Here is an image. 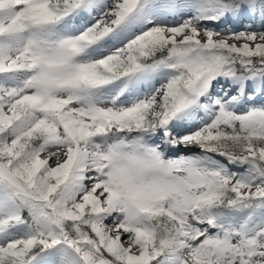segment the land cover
Returning <instances> with one entry per match:
<instances>
[{"label": "snow or ice", "instance_id": "1", "mask_svg": "<svg viewBox=\"0 0 264 264\" xmlns=\"http://www.w3.org/2000/svg\"><path fill=\"white\" fill-rule=\"evenodd\" d=\"M0 264H264V0H0Z\"/></svg>", "mask_w": 264, "mask_h": 264}]
</instances>
